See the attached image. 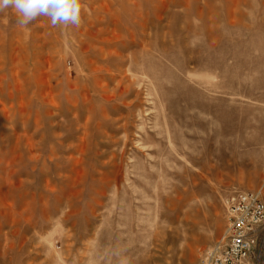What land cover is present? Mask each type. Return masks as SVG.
Instances as JSON below:
<instances>
[{"label": "rangeland", "instance_id": "374dc122", "mask_svg": "<svg viewBox=\"0 0 264 264\" xmlns=\"http://www.w3.org/2000/svg\"><path fill=\"white\" fill-rule=\"evenodd\" d=\"M0 12V264H200L264 200V0Z\"/></svg>", "mask_w": 264, "mask_h": 264}, {"label": "built area", "instance_id": "2783aa9c", "mask_svg": "<svg viewBox=\"0 0 264 264\" xmlns=\"http://www.w3.org/2000/svg\"><path fill=\"white\" fill-rule=\"evenodd\" d=\"M223 239L211 245L200 264H264V200L259 191H235L225 198Z\"/></svg>", "mask_w": 264, "mask_h": 264}, {"label": "clouds", "instance_id": "9594fccd", "mask_svg": "<svg viewBox=\"0 0 264 264\" xmlns=\"http://www.w3.org/2000/svg\"><path fill=\"white\" fill-rule=\"evenodd\" d=\"M9 8L15 11L21 27L40 16L50 18L53 26L81 24V0H0V12Z\"/></svg>", "mask_w": 264, "mask_h": 264}]
</instances>
